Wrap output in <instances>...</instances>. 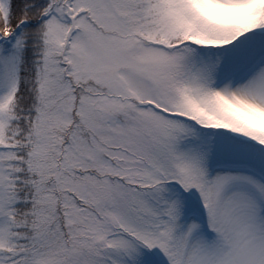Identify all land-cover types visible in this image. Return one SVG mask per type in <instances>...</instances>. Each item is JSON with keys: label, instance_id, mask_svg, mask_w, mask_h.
I'll use <instances>...</instances> for the list:
<instances>
[{"label": "snow or ice", "instance_id": "snow-or-ice-1", "mask_svg": "<svg viewBox=\"0 0 264 264\" xmlns=\"http://www.w3.org/2000/svg\"><path fill=\"white\" fill-rule=\"evenodd\" d=\"M0 264H264V0H0Z\"/></svg>", "mask_w": 264, "mask_h": 264}]
</instances>
